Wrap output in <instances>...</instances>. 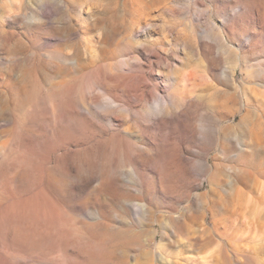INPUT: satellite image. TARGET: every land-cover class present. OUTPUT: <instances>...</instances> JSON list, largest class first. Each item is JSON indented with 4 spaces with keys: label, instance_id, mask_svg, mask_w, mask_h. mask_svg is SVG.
I'll list each match as a JSON object with an SVG mask.
<instances>
[{
    "label": "rangeland",
    "instance_id": "374dc122",
    "mask_svg": "<svg viewBox=\"0 0 264 264\" xmlns=\"http://www.w3.org/2000/svg\"><path fill=\"white\" fill-rule=\"evenodd\" d=\"M0 264H264V0H0Z\"/></svg>",
    "mask_w": 264,
    "mask_h": 264
},
{
    "label": "bare ground",
    "instance_id": "6f19581e",
    "mask_svg": "<svg viewBox=\"0 0 264 264\" xmlns=\"http://www.w3.org/2000/svg\"><path fill=\"white\" fill-rule=\"evenodd\" d=\"M100 74H102V73H100L99 70H97V72L94 73V77H96L97 75H100ZM138 77H140V76H138ZM139 80H141V79L139 78ZM44 233L45 232L43 230L27 229V231L25 232L24 236H21V237L24 240H26V239H40V238H42L44 236Z\"/></svg>",
    "mask_w": 264,
    "mask_h": 264
}]
</instances>
